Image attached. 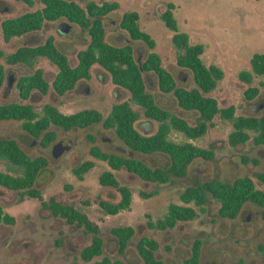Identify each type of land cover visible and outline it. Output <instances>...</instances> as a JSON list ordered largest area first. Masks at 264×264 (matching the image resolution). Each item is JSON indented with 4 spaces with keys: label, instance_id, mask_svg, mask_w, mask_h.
Returning <instances> with one entry per match:
<instances>
[{
    "label": "rangeland",
    "instance_id": "374dc122",
    "mask_svg": "<svg viewBox=\"0 0 264 264\" xmlns=\"http://www.w3.org/2000/svg\"><path fill=\"white\" fill-rule=\"evenodd\" d=\"M67 1H74L80 6L87 2H117L119 8L102 18L105 41L116 47L131 45L138 64L148 52H156L161 65L172 74L177 86L188 89L194 85L191 73L176 65V49L171 42L173 32L160 19L167 4L172 3L179 31L188 35L190 43L204 45L201 59L206 66L216 65L223 71V78L208 96L217 101L219 108L233 106L235 116H264V75H254L249 83L239 78L240 72L250 71L249 59L252 54L264 52V0ZM41 6L39 0H33L32 7L14 0H0V21L35 11ZM130 11L139 15L140 30L154 41L155 47L152 50L141 41L131 40L119 27L122 14ZM63 23L68 24L71 31L65 36H59L57 29ZM48 36L55 38L56 47L67 55L71 66L77 64V53L89 42L85 30L61 18L44 22L39 31L13 37L8 42L3 41L0 29V51L8 54L20 46H36ZM0 63L6 71L0 87V104L29 103L38 114L44 104L54 106L63 114L94 109L105 117L113 104L127 101L139 115L134 124L137 131L151 135L156 130L157 123L147 119L142 108L130 100L129 93L113 85L109 74L98 65L91 67L88 80L78 81L72 90L59 96L50 86L58 69L47 58L36 59L33 68L23 64L9 66L2 57ZM37 68L43 71L49 83L47 94L33 92L30 99L22 101L18 98L16 79L31 74ZM142 75L146 91L152 94L159 107L176 114L190 125L195 124V111L181 109L172 95L161 93L154 74L143 72ZM86 87L88 92L85 91ZM249 89L257 91L251 99L245 97ZM49 130L55 133V140L47 147H42L39 138L22 130L21 121H1L0 139H15L30 157L46 158L47 166L38 173L34 184L44 202L73 205L97 224L99 236L103 239V250L102 255L90 263L107 256L121 260L122 264H142L135 245L141 237H147L159 244L155 256L163 264H183L190 257L194 240L201 242L198 264H264V251L258 248L264 243V222L260 217V208L250 203L244 205L235 219H226L218 217L219 203L209 198L204 212H200L193 204L188 205L197 212L193 220L178 222L167 230L150 229L146 225L149 217L152 221L161 218L169 204L184 205L179 198L183 189L205 180L217 178L231 182L238 177L249 176L256 188L264 190V184L258 183L253 176L264 172V146L252 143V133L245 143L230 146L227 138L233 130L232 124L218 116L213 119L206 133L196 139L187 138L172 129L168 135L169 140L175 143L188 142L211 150L213 159L196 158L189 164L183 177L171 176L169 182L160 184L143 181L124 169L112 170L106 162L92 157L89 148L95 145L104 152L135 158L147 166L162 169L170 164L166 154L131 152L117 139L112 129H104L101 123L85 129L74 128L68 132L54 126H50ZM87 135L93 137V142L87 139ZM61 141H70L71 147L55 156L56 145ZM251 159H256L258 164L253 165ZM85 161L94 162V166L79 180L72 169ZM106 170L113 172L120 185L130 188L132 200L129 210L108 215L98 206L99 200L117 202L120 199L116 189L99 184V176ZM0 172L20 175L5 160H0ZM142 193L150 196H143ZM0 207L14 218L11 225L0 223V264H87L80 258V251L90 243L91 235L83 229L69 226L62 219L52 217L37 199L3 187H0ZM118 226H131L134 229V235L122 255L117 253V240L110 234V229Z\"/></svg>",
    "mask_w": 264,
    "mask_h": 264
},
{
    "label": "trees",
    "instance_id": "16d2710c",
    "mask_svg": "<svg viewBox=\"0 0 264 264\" xmlns=\"http://www.w3.org/2000/svg\"><path fill=\"white\" fill-rule=\"evenodd\" d=\"M28 7L33 6V0H14ZM41 8L35 11H27L17 17L6 18L0 21L1 35L4 42L13 37L39 31L44 22H53L61 18L76 24L85 30L89 36L87 46L77 53V64L71 66L68 57L55 45V38L48 36L36 46H20L15 51L3 54L0 57L9 66L23 64L33 68L34 62L40 57H45L56 65L58 71L50 86L53 91L61 96L72 90L78 81L88 80L90 69L93 65L103 68L110 76L113 85L126 90L130 100L142 108L143 115L157 123L156 130L151 135L141 134L134 124L139 118L129 102H119L112 105L109 113L103 117L97 110L82 109L72 114H63L50 104H44L41 113L35 112L29 103L10 102L0 104V122L15 120L21 121L22 130L34 138H39L42 147H47L55 140V133L49 130L50 126L61 128L68 132L71 129H85L93 124L101 123L104 129H112L115 136L125 147L141 154L155 152L166 154L170 164L165 169L147 166L141 160L104 152L95 145L89 148V154L97 160L106 162L114 171L121 169L136 175L146 182L164 184L170 177L181 178L186 174L189 164L196 158L211 160L213 152L191 143H175L168 139L173 129L185 135L187 138L196 139L203 136L212 126L213 119L218 116L232 124L233 130L229 133L227 142L230 146L243 144L250 138L256 146H264V116L234 115V107L219 108L217 101L208 96L223 78V71L216 65L206 66L201 59L204 45L189 42L188 35L179 31L173 15L174 5L168 3L165 11L160 15L164 25L173 32L171 42L176 49L175 63L181 69L191 73L192 88L177 86L172 74L161 65L156 52L150 51L141 63H137L133 56L131 45L126 44L116 47L108 44L104 39L102 18L119 8L117 2H102L96 4L87 2L80 6L74 1L67 0H39ZM139 15L134 12H124L121 16L119 27L124 30L129 38L143 42L149 49L155 47L154 41L138 26ZM250 71H242L239 78L249 83L253 76L264 75V52L253 53L249 59ZM152 73L157 80V88L163 94L174 97L178 107L186 111H195L197 118L194 125L188 124L176 114L159 107L149 92L142 73ZM6 76L3 64L0 63V87ZM15 87L18 98L22 101L30 99L33 92L46 95L49 83L39 68L33 69L31 74L22 75L16 79ZM256 89H249L245 93L247 99L256 95ZM87 139L93 142V137L87 135ZM0 160L13 165L19 172V176L0 172V187L7 190L20 192L37 199L54 218H60L65 224L83 229L91 235L90 243L80 251V258L87 264H122L119 259H111L102 256L100 260L90 263L95 257L102 255L103 239L99 236V227L89 217L73 205L58 202H44L40 192L34 184L37 175L47 166V160L43 156L30 157L20 147L15 139H0ZM247 162L246 159H243ZM253 165H257L256 159H251ZM94 166V162L85 161L72 169L77 179H82L84 173ZM258 183L264 184V172L253 174ZM99 184L103 187L116 189L120 199L117 202L99 200L98 206L108 215H116L129 210L131 205V191L128 186L120 185L113 172L106 170L99 176ZM143 196H150L144 194ZM179 198L184 205L169 204L166 213L154 221L148 218L147 227L150 229L167 230L173 228L178 222H187L197 216L193 204L204 212V206L209 198L219 203L218 217L235 219L245 204L250 203L260 208V217L264 222V190L255 187L251 177L242 176L233 181H223L217 178L188 186L180 193ZM14 218L4 213L0 207V223L13 224ZM110 234L117 240V253L125 252L129 240L134 235L131 226H118L110 229ZM159 244L154 239L141 237L135 245L136 251L142 260V264H163L156 258L155 252ZM201 242L194 240L190 257L183 264H198L200 258ZM264 251V243L258 246Z\"/></svg>",
    "mask_w": 264,
    "mask_h": 264
},
{
    "label": "water",
    "instance_id": "95a60500",
    "mask_svg": "<svg viewBox=\"0 0 264 264\" xmlns=\"http://www.w3.org/2000/svg\"><path fill=\"white\" fill-rule=\"evenodd\" d=\"M70 31H71V27L68 24L63 23V24H60V27L57 29V34L59 36H65ZM85 91L88 92L87 87ZM70 147H71L70 141H61L59 144L56 145L57 153L55 154V156H58L60 153L69 150Z\"/></svg>",
    "mask_w": 264,
    "mask_h": 264
},
{
    "label": "crops",
    "instance_id": "0c3cea01",
    "mask_svg": "<svg viewBox=\"0 0 264 264\" xmlns=\"http://www.w3.org/2000/svg\"><path fill=\"white\" fill-rule=\"evenodd\" d=\"M87 215V214H86Z\"/></svg>",
    "mask_w": 264,
    "mask_h": 264
}]
</instances>
